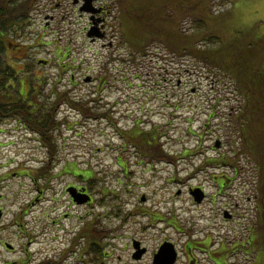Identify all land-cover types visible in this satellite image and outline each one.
Wrapping results in <instances>:
<instances>
[{
  "label": "rangeland",
  "instance_id": "rangeland-1",
  "mask_svg": "<svg viewBox=\"0 0 264 264\" xmlns=\"http://www.w3.org/2000/svg\"><path fill=\"white\" fill-rule=\"evenodd\" d=\"M31 1L26 17L18 19L15 28L6 35L7 57L18 71L21 69L19 88L26 92L41 89V93L33 95L34 100L39 103L44 100L48 106L57 97L55 88L68 91L72 97L96 107V112L110 114L85 117L78 107L58 103L56 111L62 123L55 133L60 148L53 157L56 161L34 131L26 136L21 129L11 130L14 125L0 131V184L14 186L12 189L17 192L26 188L18 193L16 203L10 202L0 223L1 241L17 247L16 252L10 253L1 245L4 259L26 258L24 231L40 230L46 206L54 203L58 207L49 214L58 216V228L73 222L64 218V213L86 217L89 208L73 205L63 191L66 183L75 182V177L64 169L70 163L94 172L92 191L98 217L115 207L114 203L132 212L145 194L148 197L147 204H142L145 210L156 212L162 207L164 212H176V221L187 225L186 220L197 215L199 208L192 205L188 194L172 197L174 190L181 187L185 191L192 185L204 186L211 195L218 196L219 206L237 202L242 207L250 205L247 196H254V169L250 156L244 154L239 158L235 152L242 149V143L235 129L234 112L238 107L241 109L243 98L230 75L220 69H201L192 58L180 57L159 43L133 60L126 45L120 43L117 28L112 26L114 19L106 7L107 37L92 40L87 35L89 13L80 11L83 0ZM111 2L99 0L104 6ZM188 7L206 21L207 35L219 37L212 48H223L222 56L226 57L229 52L235 57L239 50L248 48L249 73L264 70V0H193ZM184 23L191 26L190 20ZM138 126L145 131L156 130L157 141L177 157L154 161V165L147 157L141 158L139 154L145 155L147 146L133 145L127 140L129 137L125 138L127 132L132 133ZM218 140L220 146H216ZM223 158L228 162H218ZM50 160L54 165L58 163L51 173L55 187L41 194L36 188L43 183L38 170ZM24 164L30 175H7L10 170L24 168ZM234 164L240 169L238 173ZM89 174V171L81 173L86 177ZM220 190L224 192L221 195ZM45 195L56 200L48 203ZM38 197L40 200L30 205V200ZM168 199L176 200L173 209L171 203H160ZM1 203L4 205L5 201ZM253 203L252 219L257 211ZM25 204L27 214L21 218ZM209 208L206 205L205 210ZM13 220L18 222L12 223ZM147 221L146 216L131 214L128 225L136 229L138 222ZM19 223L25 225L20 228ZM241 226L234 223L237 231ZM150 233L154 234L151 230ZM150 242L154 245L159 240Z\"/></svg>",
  "mask_w": 264,
  "mask_h": 264
},
{
  "label": "flooded vegetation",
  "instance_id": "flooded-vegetation-1",
  "mask_svg": "<svg viewBox=\"0 0 264 264\" xmlns=\"http://www.w3.org/2000/svg\"><path fill=\"white\" fill-rule=\"evenodd\" d=\"M97 2L99 3V0H96V5H98ZM98 6L104 8V11L98 15L104 18L99 26L105 33V37H107L105 10L107 6L100 3ZM88 15L90 27L92 25L91 14ZM9 125H14L11 130L21 129L23 135L33 133L31 123L23 119L16 120V123L13 121L0 122V131L10 129ZM34 133L42 143L41 137L36 132ZM23 137L27 139L25 136ZM28 139L31 140L32 136ZM130 142L133 145L143 144V141L140 144ZM139 156L141 158L147 157L148 160L153 161L151 162L153 165L155 164L154 161L162 160L151 153H145V155L142 153ZM53 157L54 155L52 159L56 161ZM53 160L42 166L48 172L39 176L43 179V183L36 187L38 193L44 194L55 187L51 173L58 163L54 165ZM165 160L163 159V161ZM23 166L24 168H20V170H10L7 175H30L26 165ZM64 169L66 173L75 177V182L66 183L63 191L67 192L73 205L89 208L86 217L77 216L75 218L71 217L69 213H64V218H67V220L72 219L73 222L70 226L64 225L58 228V216H49L58 207L54 203L50 207L46 206L40 230L36 233H33V230L24 231L27 232L26 258L20 261L4 259L0 248V264H260L255 247L257 211L253 219L250 217L251 204L254 202L256 208L257 203L255 191L254 196H247V202L250 205L244 204L242 207L237 202L234 205L223 203L219 206L216 201L218 196L211 195L204 186H188L185 191L179 187L174 190L175 196L172 198L176 199L177 196L184 193L188 194L192 205L199 208L197 215L190 216L186 220L189 223L187 225L176 221L174 216L176 212L171 213L169 210L164 212L162 207H158L156 212L151 209L145 210L142 205L147 204L148 197L145 194L140 197L139 204L132 212L124 209V206L114 203L115 207H111V210H107L105 215L98 217L95 210V193L92 191L96 178L94 172L84 169L82 173L89 171L90 174L88 177L83 175L81 178L79 165L75 163L66 164ZM125 172L128 173L129 168H126ZM58 175L57 177H59ZM57 177L55 179H58ZM58 182L60 181L58 180ZM12 187L0 184V223L7 215L10 202L16 203L18 193L26 191L25 188L17 192ZM73 187L76 188V190H72L74 195L83 199V202L76 200L69 191ZM198 187L203 189L202 201H197L193 193L194 189ZM4 189L7 190L4 191ZM9 193H12V195ZM223 193L221 190L218 192L219 195ZM45 198L48 203L56 200L53 196L49 197L48 195H45ZM209 199L211 200L209 201ZM37 200H40V198H35V201L31 199L30 205ZM1 201H5L4 205ZM161 202L163 204H173L172 209L177 203L176 200L171 201L169 199ZM206 205L210 207L208 210H205ZM25 207L26 204L22 208L21 218L27 214ZM49 209L50 212L48 213ZM131 214L146 216L148 221L146 224L138 222L139 226L136 229H131L132 226L128 225V218ZM247 220H250V222H247ZM201 221L204 223L202 224ZM17 222L18 220L12 221V223ZM235 222L242 224L239 231L235 230ZM24 225L25 223H19L20 228ZM169 229H171L170 233H168ZM150 230L154 234L150 233ZM58 231H61V233L59 234ZM150 240H159V242L152 245ZM8 244L12 247L9 248ZM1 245L10 253L16 252L17 247L5 240L1 241L0 239Z\"/></svg>",
  "mask_w": 264,
  "mask_h": 264
},
{
  "label": "trees",
  "instance_id": "trees-1",
  "mask_svg": "<svg viewBox=\"0 0 264 264\" xmlns=\"http://www.w3.org/2000/svg\"><path fill=\"white\" fill-rule=\"evenodd\" d=\"M31 2L0 0V122L19 119L29 121L33 131L41 137L48 155L55 156L60 150L55 133H58L62 123L57 116L58 103L67 102L70 106L78 107L85 117H107L110 113L96 112V107H90L86 101L72 97L68 91L55 88L57 97L48 106L44 100L40 103L34 100L33 95L41 93V89H29L26 92L24 88H19L18 82L22 81L19 73L21 69L18 71L7 57L9 45L6 35L10 29L15 28L18 19L26 17V10ZM190 2L193 0H113L108 3L107 9L114 19L112 26L117 28L120 43L126 45L127 54L133 60L137 58V54H145L149 47L159 43L180 57L192 58L201 69H220L232 78L243 98L241 109L238 107L234 112L235 129L239 131L242 143V149L239 152L235 149V152L237 151L239 158L244 154L250 156L253 164L258 217L255 247L259 263L264 264V70L256 69L257 73H249L248 48L239 50L235 57L233 52H229L227 57L222 56L221 47L212 48V43L219 37L206 34V21L193 14L188 7ZM187 20L191 21V26H185L184 22ZM127 137L129 142L140 144L143 141L144 148L147 146L146 154L151 153L162 160L177 157L157 141L159 138L154 129L145 131L138 126L132 133L127 132L125 138ZM232 149L234 151L233 147ZM219 161L225 163L228 159ZM234 165L238 173L240 169ZM38 172V175L47 174L48 170L41 167Z\"/></svg>",
  "mask_w": 264,
  "mask_h": 264
},
{
  "label": "water",
  "instance_id": "water-1",
  "mask_svg": "<svg viewBox=\"0 0 264 264\" xmlns=\"http://www.w3.org/2000/svg\"><path fill=\"white\" fill-rule=\"evenodd\" d=\"M79 0H75V3H78ZM95 0H83V3L80 7V11L82 12H87L91 14V21H92V25L89 28L87 35L92 39L95 40L96 38H103L105 36V33L101 30L99 24L104 20V18L102 17H98L97 14L101 13L103 11L102 7H97L95 5ZM90 78H87V80H89ZM216 146H220V140H218L216 142ZM72 190H76V188H71L69 191L74 195ZM203 189L198 187L195 188L193 193L195 195V199L197 201H202L203 200V195H202ZM75 199L83 202L84 200L81 198H78L77 196H75ZM9 248L12 247V245L8 244L7 245ZM163 249V248H162Z\"/></svg>",
  "mask_w": 264,
  "mask_h": 264
}]
</instances>
